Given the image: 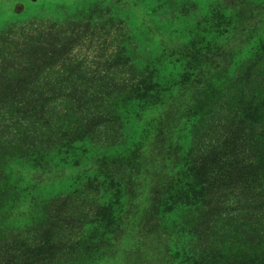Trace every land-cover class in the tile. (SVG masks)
Segmentation results:
<instances>
[{
  "label": "rangeland",
  "instance_id": "1",
  "mask_svg": "<svg viewBox=\"0 0 264 264\" xmlns=\"http://www.w3.org/2000/svg\"><path fill=\"white\" fill-rule=\"evenodd\" d=\"M89 6L119 23L106 55L141 74L155 104L131 90L108 96L111 122L92 138L61 124L50 149L2 161L0 239L9 225L42 220L33 205L46 202L44 226L57 239L39 249L44 263L262 264L264 223L224 229L229 214L210 241L189 234L191 207L175 192L174 171L207 181L220 169L205 153L210 140L239 138L244 125L259 134L250 156L264 158V0H0V28L31 17L60 21ZM255 170L264 176V160Z\"/></svg>",
  "mask_w": 264,
  "mask_h": 264
},
{
  "label": "trees",
  "instance_id": "2",
  "mask_svg": "<svg viewBox=\"0 0 264 264\" xmlns=\"http://www.w3.org/2000/svg\"><path fill=\"white\" fill-rule=\"evenodd\" d=\"M119 31L118 22L104 10L90 6L60 21L31 17L2 25L0 163L14 153L50 149L61 124L74 123L92 138L98 128L111 122L104 107L108 96L131 90L155 104L154 94L140 84L144 79L141 74L126 71L125 61L106 55ZM262 48L264 51V42ZM248 128L242 126V136L226 143L210 140L205 153L213 168L220 169L208 171L207 181H195L193 176L184 179L174 171L175 192L191 207L188 232L203 243L215 237L220 216L232 214L224 229H255L264 223V189L260 188L264 176L255 170L264 158L250 156L248 145H255L259 134L249 136ZM251 131L258 130L253 127ZM185 158L188 165L194 164ZM43 204L46 202L33 205L42 220L33 217L7 226L10 234L0 239V264H49L44 263L48 253L39 249L54 246L57 233L44 226L50 216ZM53 205L51 201L47 206ZM239 213L254 216L238 220ZM31 259L35 261L29 262Z\"/></svg>",
  "mask_w": 264,
  "mask_h": 264
}]
</instances>
